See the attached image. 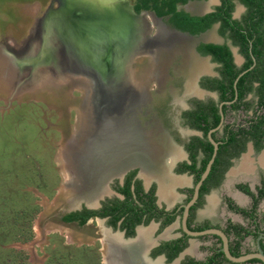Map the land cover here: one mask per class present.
<instances>
[{
	"label": "flooded vegetation",
	"instance_id": "af4514ba",
	"mask_svg": "<svg viewBox=\"0 0 264 264\" xmlns=\"http://www.w3.org/2000/svg\"><path fill=\"white\" fill-rule=\"evenodd\" d=\"M54 1L46 11L54 9ZM124 1L152 28V35L158 32L157 40L163 30L173 38L171 44L157 46L155 58L148 52L137 56L147 63L138 74L133 69L134 82L143 81V70L156 59L155 77L144 81L150 93L141 105L145 110L136 116L146 149L136 154L138 160L114 165L96 184L99 188L72 190L60 222L78 227L95 222L101 264H106L108 237L113 236L123 242L122 256L117 246L112 252L120 263L264 264V37L258 39L264 33V4L251 8L229 0L228 20L215 18L193 33L176 26L181 21L176 13L217 16L222 0L211 7L207 0ZM237 5L243 10L239 15ZM162 24L187 35L174 36ZM177 56L178 69L168 71ZM162 72L167 74L164 84ZM79 78L68 80L83 90L80 108L87 88ZM94 103L83 108L81 129L77 124L62 147L70 165L87 173L94 158L114 150ZM96 148L102 149L98 157ZM72 198L78 205H69ZM67 215L74 218L67 220Z\"/></svg>",
	"mask_w": 264,
	"mask_h": 264
},
{
	"label": "rangeland",
	"instance_id": "374dc122",
	"mask_svg": "<svg viewBox=\"0 0 264 264\" xmlns=\"http://www.w3.org/2000/svg\"><path fill=\"white\" fill-rule=\"evenodd\" d=\"M50 2L0 0V44L7 41L17 52L30 48L27 54L36 57L44 17L49 15L58 25V19L73 6L71 0H59L56 7L55 0L54 9L46 11ZM205 2L211 7L218 0ZM242 11L237 5L236 15ZM31 36L37 43H30ZM177 59L168 71L178 69ZM18 63L22 66L15 76L0 74V264H101L95 222L78 227L59 219L71 196L62 188V147L78 124L83 90L68 84L67 91H22L30 67L26 61ZM146 63V58H136L135 73ZM166 82L167 74L162 72V83ZM140 109L144 112L145 107Z\"/></svg>",
	"mask_w": 264,
	"mask_h": 264
},
{
	"label": "bare ground",
	"instance_id": "6f19581e",
	"mask_svg": "<svg viewBox=\"0 0 264 264\" xmlns=\"http://www.w3.org/2000/svg\"><path fill=\"white\" fill-rule=\"evenodd\" d=\"M76 4L78 5L73 4L70 13H63V18L58 19V25L53 23L55 20L52 17V19H49V15L44 17L45 24H51V26L45 27L44 24L46 32L43 36L44 43L42 44L45 46L43 47L45 49L39 52H41L42 56L55 53L47 45V42L52 37H56L54 35L55 29H59L62 36L59 38L63 39L62 41L67 46L66 48L63 45L64 52L62 54L67 56V58L75 59L77 65L74 66L69 62L67 64L69 67H62L64 64L59 67L57 66L58 63H54L53 60L48 64L46 63L48 61H41L39 66L46 67V64L47 67L52 66L55 73H51L50 70L52 68H48L47 71L43 70L40 79L45 84L51 85L56 84L55 82L57 84L64 82L69 84L71 83L68 80L69 76L75 78L81 77L78 83L85 86V89L87 88V96L85 100H82L83 102L80 107L81 119L78 121L79 129H81L83 121V108L86 105L92 106L94 102L90 103L89 101L94 100L101 120L100 125L104 128L105 133H111L113 140L111 147L114 146V150L113 152H108V155L102 156L103 158H94L91 163L93 170H90L91 172L89 171V173L84 170L83 174L82 171L76 169V166L74 167V162L72 163L73 165H70L68 161L69 154L67 156L66 148L64 147L62 153L65 164L63 176L66 180L64 187L68 188L67 191L69 193L72 190H76V193L79 191H90L88 189L89 186L99 188V185L96 186V184L102 176L110 172V169L114 165L115 167H119L124 162L131 163L133 160H138L136 154L146 149V139L141 126L137 123L136 114L147 97L146 82L144 84L145 77L146 79H153L155 77L157 62L156 59L151 60V66L143 70V75H145L143 81H136L135 83L133 61L136 60L137 56L143 55L142 53L145 52H148L155 58L158 50L157 46L160 45L162 47L163 44L168 45L173 42L171 35L164 30L157 40L155 37L158 32L152 35L150 33L152 28H148L142 21H139V17L130 18L124 0H96L93 2L82 0V2ZM75 7L76 9H74ZM105 13L110 14L106 15ZM74 14L79 15L75 16ZM61 22H64L63 28H61ZM123 22L126 23L124 24ZM68 29L74 30V33L68 34V31L70 32ZM29 41L33 43L34 39H32V36L29 38ZM32 48L35 49V46ZM8 62L10 64L12 62L15 63L14 59H11V56ZM6 74L8 75L7 71ZM72 83L77 84L76 80H72ZM90 111L92 114L93 110L90 109ZM71 138L67 139V142ZM99 146L103 148V146ZM101 152V148H96L93 153H95V156L96 154L99 156ZM82 198L78 199L81 200ZM78 202L79 200L72 198L69 201V205H78ZM88 203L93 205L92 201H88ZM106 240H104L105 245ZM108 241L110 246L106 249L104 256L106 264H128L126 261L120 263V259L118 260V257L113 255V248L117 246V253L122 256L123 246L121 245H123V242L114 236L108 237ZM140 243L141 241H139Z\"/></svg>",
	"mask_w": 264,
	"mask_h": 264
},
{
	"label": "water",
	"instance_id": "95a60500",
	"mask_svg": "<svg viewBox=\"0 0 264 264\" xmlns=\"http://www.w3.org/2000/svg\"><path fill=\"white\" fill-rule=\"evenodd\" d=\"M70 1V0H68ZM73 2L74 5H78L76 3H79V2H82V0H71ZM77 7V6H76ZM76 7L74 9H76ZM126 7H127V10L129 12V16L130 18H138L139 15L137 13L134 12L132 6L130 4H126ZM78 11V10H77ZM67 13H70V10L67 11ZM104 13V12H102ZM106 15H109L110 13H105ZM104 14V15H105ZM103 15V16H104ZM55 24V23H54ZM149 26V24H147ZM163 28L166 29L169 33H171L172 35L174 36H185L187 35L186 33L184 32H180V31H176V30H171L169 29L168 27H166L165 25H163ZM150 27V26H149ZM46 30H45V27L43 28V34L39 35V39H40V44H39V48H38V51H41L45 48V47L42 43H44V39H43V36L45 34ZM37 35V33H35ZM54 35L59 38V37H62L60 35V31L59 29H55V32H54ZM38 36V35H37ZM56 37H52L48 42H47V45L49 47H51V49H53L55 51V53H49L48 55H44L42 56V54H40L41 52H38V55L36 57H31L30 54H25L29 51V48H26L27 50L24 51V49H22L21 51L17 52L13 49V47L11 45H9V43L6 41L4 44L1 43L0 44V64L1 63H4V68H2V71H1V77H3L4 73L7 71L8 74L10 75H14L16 74V69L19 70V68H21V64L18 63V60L20 61H26L27 65L30 67L29 69V79L27 80V82L25 83L24 88L22 89V91H34L36 89H48V90H53L54 92H58V91H67V89H69L68 87H66L68 84H57V82H55L56 84H45L40 78L42 76V72L43 70L47 71L48 68L51 69V67H47V64L50 62V61H54V63H58L57 66L61 67L62 64H64V66L62 67H69V65H67L69 62L70 64H73L74 66L77 65L76 64V60L75 59H72V58H67V56H64L62 54V52H64V41H62L63 39L59 38V39H56ZM57 40H60L61 43H59ZM33 43H37L35 40L32 41ZM46 43V42H45ZM7 45V46H5ZM11 50H14L11 52ZM24 51V52H23ZM9 56H11V59H14L15 63H9L7 61L4 62V59L6 58H9ZM30 56V57H29ZM41 61H48L46 62V67L44 66H39ZM51 73H55L53 72V68L50 70ZM12 73V74H11ZM74 80V79H73ZM6 81V80H5ZM8 83V81H6ZM73 88L75 87H78L76 86L74 83H69ZM227 256L232 259V260H235L234 257L230 256L229 253L227 252V250H225Z\"/></svg>",
	"mask_w": 264,
	"mask_h": 264
},
{
	"label": "trees",
	"instance_id": "16d2710c",
	"mask_svg": "<svg viewBox=\"0 0 264 264\" xmlns=\"http://www.w3.org/2000/svg\"><path fill=\"white\" fill-rule=\"evenodd\" d=\"M223 4H225L223 7L217 8L219 10V13L217 16H215L214 13L207 14L203 17H191L183 13H176L181 17V21L176 22V26L179 29L187 30L189 29L191 32L196 33L197 31L204 30L210 22L215 18H222L224 20H228L230 18V5L229 0H222ZM242 3L246 4L249 7H259L260 5L264 4V0H241ZM170 11H173V5L170 7ZM259 14L262 12H258ZM262 15V14H261ZM249 18H252V15L249 16ZM263 18V17H262ZM258 39L264 37V33L258 35ZM67 220L73 219L74 215H67L65 217Z\"/></svg>",
	"mask_w": 264,
	"mask_h": 264
}]
</instances>
